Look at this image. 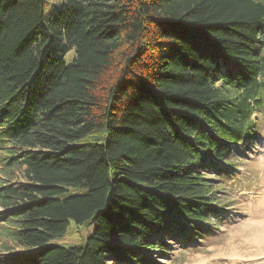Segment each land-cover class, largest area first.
<instances>
[{
    "label": "trees",
    "instance_id": "1",
    "mask_svg": "<svg viewBox=\"0 0 264 264\" xmlns=\"http://www.w3.org/2000/svg\"><path fill=\"white\" fill-rule=\"evenodd\" d=\"M260 113L264 0H0V264H171Z\"/></svg>",
    "mask_w": 264,
    "mask_h": 264
},
{
    "label": "rangeland",
    "instance_id": "2",
    "mask_svg": "<svg viewBox=\"0 0 264 264\" xmlns=\"http://www.w3.org/2000/svg\"><path fill=\"white\" fill-rule=\"evenodd\" d=\"M72 55L70 53L67 58ZM255 117L263 135L264 114L260 113ZM263 140L262 137L251 150L244 151L239 161L242 163L236 173L239 178L227 185L226 189H220V194L229 203L217 232L203 239L194 248L174 247L171 264H264ZM4 151L5 149H0V160L5 156ZM3 174L0 164V175ZM93 230L94 225L81 226L71 221L66 232L51 240V243L65 246L81 244ZM4 244L6 241L0 236V257H9L13 249L1 247Z\"/></svg>",
    "mask_w": 264,
    "mask_h": 264
}]
</instances>
